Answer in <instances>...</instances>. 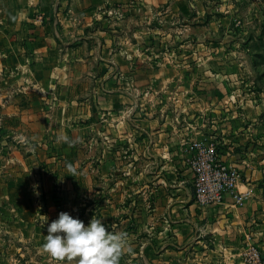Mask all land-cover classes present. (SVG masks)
Instances as JSON below:
<instances>
[{"label": "crops", "instance_id": "obj_1", "mask_svg": "<svg viewBox=\"0 0 264 264\" xmlns=\"http://www.w3.org/2000/svg\"><path fill=\"white\" fill-rule=\"evenodd\" d=\"M240 1L0 0V253L31 241L52 258L47 225L68 211L126 233L131 263L264 259V90L241 68ZM202 137L241 204L193 200Z\"/></svg>", "mask_w": 264, "mask_h": 264}, {"label": "clouds", "instance_id": "obj_2", "mask_svg": "<svg viewBox=\"0 0 264 264\" xmlns=\"http://www.w3.org/2000/svg\"><path fill=\"white\" fill-rule=\"evenodd\" d=\"M126 245L127 234L112 231L102 218L94 215L85 224L78 216L60 211L48 223L42 247L52 257L76 258L78 264H118Z\"/></svg>", "mask_w": 264, "mask_h": 264}, {"label": "built area", "instance_id": "obj_3", "mask_svg": "<svg viewBox=\"0 0 264 264\" xmlns=\"http://www.w3.org/2000/svg\"><path fill=\"white\" fill-rule=\"evenodd\" d=\"M187 152L186 164L192 173L193 200L198 205L219 204L226 193H232L237 204L242 203L248 191H235L240 174L235 166L221 160L216 140L207 137L191 140ZM244 255L246 264H264L261 253L253 245H248Z\"/></svg>", "mask_w": 264, "mask_h": 264}, {"label": "rangeland", "instance_id": "obj_4", "mask_svg": "<svg viewBox=\"0 0 264 264\" xmlns=\"http://www.w3.org/2000/svg\"><path fill=\"white\" fill-rule=\"evenodd\" d=\"M239 3L240 8L237 9L239 16L235 18V25L239 27L244 26L248 30L246 38L249 39L246 40L252 39L253 41L251 62L245 61V65L241 68L243 72L261 79V81L254 84L261 90H264V0H241ZM39 213L41 214H39L40 217L45 215L44 207L43 209H39ZM2 244L4 242H0V248ZM21 244L22 242L19 244L17 241L5 242L4 253H0V264H66V257L63 259L48 258L49 256L45 255L43 251L38 250L39 248L35 249L31 241L24 243V246ZM133 262L131 263L130 259L122 258L119 259L118 264H133ZM134 264L147 263L145 259L141 258L137 262H134ZM188 264H193V262L190 261Z\"/></svg>", "mask_w": 264, "mask_h": 264}]
</instances>
